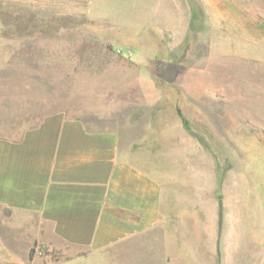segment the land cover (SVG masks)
<instances>
[{"label": "rangeland", "instance_id": "rangeland-1", "mask_svg": "<svg viewBox=\"0 0 264 264\" xmlns=\"http://www.w3.org/2000/svg\"><path fill=\"white\" fill-rule=\"evenodd\" d=\"M59 111L115 133L189 226L247 195L229 204L221 248L263 264L264 0H0V135ZM155 233L91 252L0 211V264H164Z\"/></svg>", "mask_w": 264, "mask_h": 264}, {"label": "crops", "instance_id": "crops-1", "mask_svg": "<svg viewBox=\"0 0 264 264\" xmlns=\"http://www.w3.org/2000/svg\"><path fill=\"white\" fill-rule=\"evenodd\" d=\"M241 189L245 190L241 185L233 188ZM235 197L236 204L248 202L247 195L236 194L227 200L222 218L215 205L212 217L193 216L189 226L181 209L165 211L161 181L121 154L113 132L93 131L81 118L59 111L44 115L18 138L0 135V211L34 224L40 239L78 250L99 252L152 238L164 229V264H179L180 259V264H217V258L218 264H235V252L221 248L223 229L229 225L224 226L225 221L231 219L228 207ZM261 198L264 202V192ZM200 209L206 213L204 206ZM208 221L211 227L205 229ZM193 234L197 241L190 240ZM253 238L249 235L248 240ZM242 240L238 234L236 242ZM204 244L208 261L201 251Z\"/></svg>", "mask_w": 264, "mask_h": 264}, {"label": "trees", "instance_id": "trees-1", "mask_svg": "<svg viewBox=\"0 0 264 264\" xmlns=\"http://www.w3.org/2000/svg\"><path fill=\"white\" fill-rule=\"evenodd\" d=\"M81 120H83V119H81ZM83 122L85 123V125L87 126V124H86V121L85 120H83Z\"/></svg>", "mask_w": 264, "mask_h": 264}]
</instances>
